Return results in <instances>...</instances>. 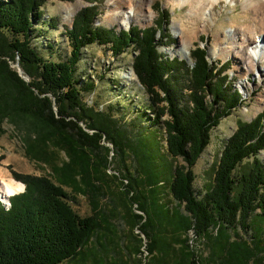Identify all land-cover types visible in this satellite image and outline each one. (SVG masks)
Returning <instances> with one entry per match:
<instances>
[{"label":"trees","instance_id":"trees-1","mask_svg":"<svg viewBox=\"0 0 264 264\" xmlns=\"http://www.w3.org/2000/svg\"><path fill=\"white\" fill-rule=\"evenodd\" d=\"M83 1L90 6L66 28L70 55L54 62L33 46L48 0H0V137L5 122L24 130L27 156L53 171V177L13 172L26 188L10 198L9 211L0 202V264H75L78 259L120 264L121 246L88 248L102 226H115L100 196L111 191L109 180L120 177L126 221L138 231L135 244L128 246L131 262L137 255L138 264H264V232L255 227L256 221L264 223V162L259 158L264 112L239 124L221 153L213 183L204 193L194 189V168L212 132L245 103L227 74L230 62L211 64L207 48L199 45L190 55L193 65L163 54L161 49L174 40L171 13L160 3L153 26L117 32L96 25L99 0ZM50 23L57 30L59 17ZM94 44L108 47L116 58L135 49L133 70L151 99V134L133 133L111 112L83 101L84 91L96 89L93 82L84 90L78 86L83 51ZM15 63L28 81L12 68ZM51 149L64 153L66 161L57 164ZM113 161L123 166L116 175L110 174ZM66 189L88 195L94 213L80 216ZM166 192L174 208L164 201ZM251 229L256 239L247 242L239 232Z\"/></svg>","mask_w":264,"mask_h":264},{"label":"rangeland","instance_id":"rangeland-1","mask_svg":"<svg viewBox=\"0 0 264 264\" xmlns=\"http://www.w3.org/2000/svg\"><path fill=\"white\" fill-rule=\"evenodd\" d=\"M139 1L144 2L143 7V3L140 5L143 8L142 11L150 7L153 13L151 23L142 25L139 22L131 21L124 26H121L118 22L113 23L110 15L114 12L115 5L109 4V0H99L100 16L96 25L115 29L117 32L129 30L132 26H138L141 29L151 27L159 17L156 5L160 3L164 10H168L171 13L169 29L174 40L173 44H168V46L161 49V52L170 59L185 60L192 65L190 55L196 48V45L206 47L208 50V59L211 64L222 65L230 62L231 66L227 74L230 76L234 86L243 94L245 100L244 105L234 111L231 116L225 118L220 126L212 132L211 144L202 154L194 168L197 177L194 189L198 194L204 193L213 183L214 170L220 160L221 153L224 150L225 144L237 131L239 124L249 123L260 113L264 112V102L260 105V101L264 98V76H262L264 60L254 71L249 72L247 66L239 62V59L231 54L230 44H226L225 53L219 54L217 52V54H214L213 52L218 39L217 35H215L216 31H219L218 29L223 28L227 32L226 35L229 36L230 34L228 32L233 28V24L245 25L249 23V21L243 20L242 0H235L234 3L221 2L216 5L214 10L215 17L208 16L204 31L195 37L190 54L186 58L173 55L172 49L178 47L181 43L179 37L180 31L175 28L174 23L178 21L185 26H189V6L182 8L174 7L168 0H137V3H132L134 9L138 7ZM88 6L90 4L83 0H76L74 2L48 0L47 4L42 8L44 12L42 21L38 25L36 23V33L33 40V46L37 48L42 58L54 62L66 61L68 59L71 47L66 36V28H71L76 14ZM127 11L128 7L126 6L123 12ZM68 15H72L71 21L69 22L65 19ZM55 17H59L60 19L57 30L49 27L51 19ZM202 37H204L203 42ZM135 56L136 51L133 47L125 54L116 58L108 47L98 44L89 46L82 54V61L78 73V86L84 90L87 82H93L96 86L95 91H84L83 93V101L87 105L106 113L111 112L120 124L125 125L133 133H138L144 129V133L149 135L155 130V127H153L150 121L154 118L150 110L151 99L134 73L133 61ZM12 68L17 71L19 70L17 63L12 64ZM258 106H261L260 111H257ZM2 129L5 133L0 137V180H15L13 172L53 177V171L50 166L27 156L29 138L24 130L20 131L16 129L9 122L3 123ZM163 144L165 145L166 143L163 142ZM107 146L111 147V145ZM51 151L57 154V164L66 161V155L64 153L55 149H51ZM259 158L264 162V151L261 152ZM119 163V161H113L110 167V174L116 175L118 169L122 170L123 166ZM122 180V177L119 178L118 182L113 180L110 182L109 180L112 189L100 196V202L102 209L111 216L115 226H121L119 242L122 247H127L124 248L126 259L129 260L130 264H138L137 260L139 257L137 255L136 258H132V262L129 259L130 250L128 246L132 247L135 244L137 240L135 236L138 235V231L135 229L133 232L130 224L127 222L128 220L126 221L127 212L124 207V198L120 199L121 194L119 191V183ZM105 190L107 189L105 188ZM66 191L69 193V203L80 216L87 217L94 213L88 195L84 193L76 194L70 189H66ZM164 201L172 203L170 205L171 208H174L176 205L167 196V192L164 193ZM112 208L115 210V213L111 211ZM256 226H261L263 228L262 232H264L263 222L256 221ZM239 233L247 242L252 241L256 236L254 229L248 232L240 231ZM141 237L144 238L142 235ZM262 238L264 240V234ZM142 251L144 252L145 248ZM144 256H147V254L144 253ZM110 259L111 256L109 255L103 261L105 263ZM64 264H74V262L69 261ZM75 264H82V261L78 259Z\"/></svg>","mask_w":264,"mask_h":264},{"label":"bare ground","instance_id":"bare-ground-1","mask_svg":"<svg viewBox=\"0 0 264 264\" xmlns=\"http://www.w3.org/2000/svg\"><path fill=\"white\" fill-rule=\"evenodd\" d=\"M133 2L137 3V0H109V4L115 5L114 12L110 15L111 21L113 23L118 22L121 26L129 24L131 21L139 22L142 25L151 23L153 13L150 7L142 11L143 8L140 5L143 3V7L144 2L139 1L138 7L134 9ZM168 2L174 7L189 6L190 8L189 26H185L178 21L174 23L175 28L180 31L181 43L178 47L172 49V53L180 58H186L190 54L195 37L204 31L208 16L215 17L216 5L221 2L234 3L235 0H168ZM241 3L243 20L249 21V23L245 25L233 24V28L228 32L229 36L220 27L221 29H218L219 31H216L215 34L218 39L213 52L214 54H217V52L219 54L225 53L226 44H230L231 54L239 59V62L245 64L250 72L254 71L264 60V0H242ZM126 6L128 11L123 12ZM71 18L72 15H68L65 19L69 22ZM262 73V76H264V71ZM263 99L260 101V105L263 104ZM260 110L261 106H258L257 111ZM24 189L25 185L21 182L0 180V197L3 201L8 200L12 195L23 192Z\"/></svg>","mask_w":264,"mask_h":264},{"label":"crops","instance_id":"crops-1","mask_svg":"<svg viewBox=\"0 0 264 264\" xmlns=\"http://www.w3.org/2000/svg\"><path fill=\"white\" fill-rule=\"evenodd\" d=\"M120 228L121 226H102V229L99 232L98 237L97 238L95 237L94 239H92L88 248L91 250H94V247L100 246L99 243H102L104 245L112 244V248L115 246V244L121 246L119 242ZM124 248L125 246L122 247L120 250H118L119 249L118 246L116 248L120 255V257L116 260L117 263L125 264L126 262H129V260H127L124 255L125 254Z\"/></svg>","mask_w":264,"mask_h":264},{"label":"built area","instance_id":"built-area-1","mask_svg":"<svg viewBox=\"0 0 264 264\" xmlns=\"http://www.w3.org/2000/svg\"><path fill=\"white\" fill-rule=\"evenodd\" d=\"M3 203H4V206H5V209L7 211H9L11 209V203L10 202H6V201H3Z\"/></svg>","mask_w":264,"mask_h":264},{"label":"water","instance_id":"water-1","mask_svg":"<svg viewBox=\"0 0 264 264\" xmlns=\"http://www.w3.org/2000/svg\"><path fill=\"white\" fill-rule=\"evenodd\" d=\"M18 68H19L18 72H19L20 76L23 77L26 81H28V79L26 77H24L23 71H22V69L20 68L19 65H18Z\"/></svg>","mask_w":264,"mask_h":264}]
</instances>
